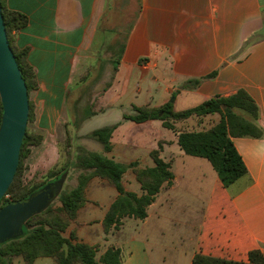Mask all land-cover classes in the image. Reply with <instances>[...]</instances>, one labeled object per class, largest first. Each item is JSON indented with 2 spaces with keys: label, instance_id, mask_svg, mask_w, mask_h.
<instances>
[{
  "label": "crops",
  "instance_id": "1",
  "mask_svg": "<svg viewBox=\"0 0 264 264\" xmlns=\"http://www.w3.org/2000/svg\"><path fill=\"white\" fill-rule=\"evenodd\" d=\"M4 6L27 18L13 33V45L26 50L35 75L29 99L35 104L36 132L52 136L67 116L66 128L76 135L73 153L80 146L140 167L154 165L150 151L161 143L160 157L174 175L144 219L125 217L108 232L102 221L118 193L98 181L103 188L86 195L63 233L66 238L73 234L72 243L94 246L98 256L118 247L119 264H191L198 252L234 261H246L254 249L264 255V135L231 137L246 174L224 187L210 162L184 153L176 133L161 120L136 123L123 117L134 113L132 106L154 108L171 101L181 111L244 90L257 106V124L264 132V0H4ZM108 53L111 80L90 100L93 113L76 127L89 105L79 111V94L69 115L68 96L82 93L94 69L99 73L91 84H96ZM114 59H119L116 70ZM194 78H202L195 88L183 87ZM219 118L218 113L190 116L175 125L205 130ZM116 123L107 152L87 137ZM122 184L141 193L131 168ZM33 264L53 261L39 257Z\"/></svg>",
  "mask_w": 264,
  "mask_h": 264
},
{
  "label": "trees",
  "instance_id": "2",
  "mask_svg": "<svg viewBox=\"0 0 264 264\" xmlns=\"http://www.w3.org/2000/svg\"><path fill=\"white\" fill-rule=\"evenodd\" d=\"M0 5L8 41L29 95V92L37 86L35 75L26 59V50H17L14 47L12 34V31L19 30L26 25L27 18L22 13L8 10L4 6V0H0ZM118 63L119 59L113 60L114 70L117 69ZM213 74L211 73L209 76ZM201 79H189L183 87L195 88ZM132 110L134 113L125 114L124 119L136 123L151 119L161 120L164 127L176 133L177 144L184 153L203 157L210 162L224 187H229L246 174V167L231 137H261L264 135L263 130L257 124V106L244 90H238L226 97L216 96L181 111H175L171 101L154 108L132 106ZM1 113L0 103V121ZM92 113V107L88 106L84 116L76 119V127ZM213 113H218L220 118L208 129L188 131L176 128L177 122L190 116ZM33 119L34 107L29 100L28 122ZM117 125L118 123L97 128L87 134V137L99 142L107 152L111 148V134ZM41 140L40 133H30L26 129L17 170L12 183L0 200V207L8 202L26 199L46 183L63 176L69 168L76 167L83 171L79 173L77 183L73 188L61 190L57 197L60 206L53 207L51 203L42 212L33 215L25 222L23 234L20 237L0 244V264H11L12 257L19 255L27 264H30L38 256L52 257L54 264H119L121 261L120 248L110 246L96 259L94 246L81 242L72 243L70 238L73 237V234L66 238L62 232L83 205L85 187L93 176L105 179L118 193L104 215L102 222L105 232H108L110 227L117 229L125 217L144 219L147 216V207L155 199L161 187L164 184H171L174 178L170 163L160 157L161 143L158 144V148L150 151V157L154 162V165L150 167H139L137 162L123 164L79 146L72 157L66 158L61 167L49 172V178L32 185H24L20 179L22 160L27 156L29 146L38 145ZM128 168L133 170L140 185L141 193L139 195L125 190L122 184V176ZM6 195H9L10 198H6ZM191 264H264V255L261 250L254 249L248 252L246 261H234L198 252L194 254Z\"/></svg>",
  "mask_w": 264,
  "mask_h": 264
},
{
  "label": "water",
  "instance_id": "3",
  "mask_svg": "<svg viewBox=\"0 0 264 264\" xmlns=\"http://www.w3.org/2000/svg\"><path fill=\"white\" fill-rule=\"evenodd\" d=\"M0 200L13 181L25 135L29 98L15 55L9 44L0 5ZM66 174V173H65ZM46 183L26 199L0 207V244L20 237L25 222L42 212L63 189L64 175Z\"/></svg>",
  "mask_w": 264,
  "mask_h": 264
},
{
  "label": "rangeland",
  "instance_id": "4",
  "mask_svg": "<svg viewBox=\"0 0 264 264\" xmlns=\"http://www.w3.org/2000/svg\"><path fill=\"white\" fill-rule=\"evenodd\" d=\"M125 22H126L125 24L127 27V24L129 22L127 20ZM16 31H12V34ZM125 32H126V29H125ZM104 56L108 57L109 59H108V61L104 62L105 68L101 72V76L98 79V81L96 82V84L95 85L91 84L92 81L94 80V78L97 76L96 74L99 73V72H97V70L94 69L89 74V76H87L86 84L81 87V90H83V91H81L82 93H79V90H80L79 89L75 93L69 94L68 101L66 103V107H67V111H68L69 115L71 112H74V107H73L74 100L79 94H81V96H83L82 100L79 102V105H78V109L80 112L83 108H85L88 105L94 108V106L92 104L90 105V103H89L90 100H92L93 97L97 98L99 96V94L101 93L102 89L104 88V86L108 82H110L111 77H112V71H113L112 70L113 69L112 63L110 62L112 54L108 53V54H104ZM30 94L32 95V90L29 92L28 98H30ZM29 100L32 102L33 107H34V111H35L34 102L32 101V99H29ZM66 120H67V116L64 117V123L60 122L59 124H56L58 131L55 132L52 136H46L45 137L43 134L40 133L42 135L41 142L38 145L29 146L27 156H25L23 158L21 169H20V171H21L20 172V179H21L22 184L32 185V184L39 183V182L49 178L48 174L51 170H54L56 168L61 167L64 164V162L66 161L67 157L69 158V157L73 156V154H74L73 152L75 149L73 143L76 142V135L74 136L72 131L68 127L66 128V124L68 125V122L65 123ZM26 129L30 133H38L34 130V125H33L32 121H29V122L27 121ZM75 147H76V145H75ZM78 147L79 146L76 147V150L78 149ZM82 171H83L82 169H79L76 167L69 168L66 171V174L64 175L63 189L69 190V189L73 188L77 183V177H78L79 173ZM87 172H89V171H87ZM132 172H133V170H132ZM133 174H134V172H133ZM134 176H135V174H134ZM135 179H136V177H135ZM101 180H103L101 185L106 184V186L108 185V186L113 187L110 183H108L103 178H100L98 176L91 177L90 180L88 181L86 187H85V190H84V203L86 201V195L90 194L96 187L97 188H103V186H97V185H99L97 182L101 181ZM103 182H105V184ZM106 186H104V188H106ZM5 197L10 198L9 195H6ZM84 203H83V205H84ZM52 205H53V207L60 206V202L58 201L57 198L53 199ZM79 209H78V211H79ZM78 211H77V213H78ZM77 213H76V215H77ZM75 218H76V216L74 217V219ZM74 219H72L70 221V223ZM69 224H68V226H69ZM173 225L180 227V223L176 222V221H174ZM67 227L65 228V230L67 229ZM127 229H129V228L127 227ZM65 230L62 232V235L65 232ZM114 230H116V229L114 228ZM127 232L128 231L126 230L125 233H127ZM72 239H74V235L72 238H70V240H72ZM81 243H84V242H81ZM95 249L97 251L96 247H95ZM149 249L153 253L156 251V248L154 246L149 247ZM39 257H48V256H38L30 264H33L34 261ZM49 258L52 259L53 264H54L53 258L52 257H49ZM98 258H99V256H98V253L96 252V259H98ZM11 264H27V263L23 259V257L19 255V256H13L12 257ZM76 264H79V263H76Z\"/></svg>",
  "mask_w": 264,
  "mask_h": 264
}]
</instances>
